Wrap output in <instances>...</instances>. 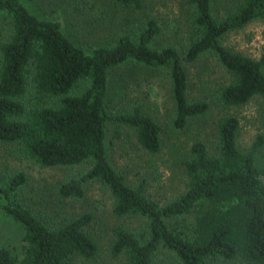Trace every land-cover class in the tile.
<instances>
[{
	"label": "trees",
	"instance_id": "trees-1",
	"mask_svg": "<svg viewBox=\"0 0 264 264\" xmlns=\"http://www.w3.org/2000/svg\"><path fill=\"white\" fill-rule=\"evenodd\" d=\"M112 1L135 10L143 5V0ZM186 2L191 7L190 36L181 52L171 45L154 44L161 29L153 18H147L134 37L120 34L110 46L85 51L62 32L59 21L38 16L21 0H0V11L11 17V34L0 45V141L20 143L25 155L41 166L88 162L85 171L62 182L57 192L77 199L87 182H99L113 198L115 215L146 221V235L140 238L123 228L113 231L110 252L123 254L126 264H151L159 246L170 250L181 264H207L212 258L264 264V159L260 165L254 162L264 143L263 134L242 151L235 144L236 118L221 117L216 129L217 151L210 154L201 141L192 142L183 161L186 188L163 205L144 194L142 182L128 186L107 157L106 122L133 129L139 145L150 153L160 147V125L139 106L114 114L106 110L109 74L127 61L167 70L170 124L181 129L208 108L203 100H187L183 63L211 53L229 77L217 90L218 101L236 106L258 95L263 103L264 130V52L253 59L220 41L227 32L264 19V0H239L219 20L212 15L211 0ZM79 80H87L86 86L76 95L68 94ZM29 83L39 94L61 98L57 106L37 109L21 119L24 107L20 98ZM24 181L25 175L16 172L0 183V214L21 226L23 243L20 257L0 247V264H67L72 255L92 258L97 247L83 231L91 215L85 212L49 228L15 200ZM192 211L191 234L168 227L166 219Z\"/></svg>",
	"mask_w": 264,
	"mask_h": 264
},
{
	"label": "rangeland",
	"instance_id": "rangeland-1",
	"mask_svg": "<svg viewBox=\"0 0 264 264\" xmlns=\"http://www.w3.org/2000/svg\"><path fill=\"white\" fill-rule=\"evenodd\" d=\"M239 0H211L212 15L216 20L232 11ZM31 12L42 18L60 22L62 32L85 51L95 46H110L120 34L134 37L147 18H153L160 26L154 40L157 46L171 45L181 52L190 36L191 7L186 0H143L142 8L135 10L112 0H21ZM11 34V17L0 11V45ZM221 43L228 49L256 59L264 52V19H255L239 29L224 34ZM187 75V100H203L208 108L202 115L190 119L181 129L170 124L172 104L165 68H148L127 61L114 68L108 77L109 91L106 100L108 114L127 112L134 105L155 120L161 128L160 147L155 153L143 149L133 129L126 125L106 122L105 148L112 167L135 187L142 182L144 194L163 205L181 194L187 183L183 161L190 144L201 141L208 153L217 151V124L224 115L236 118L238 126L235 144L246 150L258 134L264 135L261 126L263 103L258 95L236 106L222 105L217 90L229 82V77L215 57L201 54L191 63H183ZM264 72V67H263ZM87 80L77 81L68 94H78ZM61 96L37 93L29 83L20 102L24 107L21 119H27L33 111L58 105ZM264 159V143L256 151L254 162L260 165ZM88 167V162L71 166H41L27 157L18 142L0 141V183L16 172L25 175V181L15 193V200L29 209L49 228H56L82 213L91 215L83 231L97 247L89 259L72 255L67 264H126L123 254L113 255L110 242L113 231L123 228L136 237L146 235V221L137 216H117L113 213V198L99 182L84 185L81 198L61 197L58 186L72 176H78ZM264 180V179H263ZM195 213L166 219L168 227L179 234H191ZM21 226L10 217L0 214V247L12 255L22 253ZM151 264H181L165 247L154 252ZM207 264H252L239 258L224 260L212 258Z\"/></svg>",
	"mask_w": 264,
	"mask_h": 264
}]
</instances>
